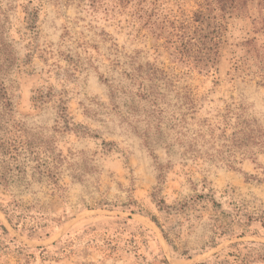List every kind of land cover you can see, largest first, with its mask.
Segmentation results:
<instances>
[{"label": "rangeland", "instance_id": "374dc122", "mask_svg": "<svg viewBox=\"0 0 264 264\" xmlns=\"http://www.w3.org/2000/svg\"><path fill=\"white\" fill-rule=\"evenodd\" d=\"M203 5L0 0V39L18 60L10 83L16 120L52 136L56 104L36 109L32 100L53 87L67 92L70 121L91 132L55 133L67 159L57 171L61 188L32 163L0 185V264H264V148L237 155L233 169L157 144L151 151L123 121L124 99L120 109L110 100V90L130 87V75L151 65L172 89L195 95L196 122L241 117L264 135V5L253 0L227 20L220 62L202 71L176 57L174 35ZM66 70L75 74L69 82ZM160 166L162 197L175 210L161 211L152 197Z\"/></svg>", "mask_w": 264, "mask_h": 264}, {"label": "trees", "instance_id": "16d2710c", "mask_svg": "<svg viewBox=\"0 0 264 264\" xmlns=\"http://www.w3.org/2000/svg\"><path fill=\"white\" fill-rule=\"evenodd\" d=\"M203 1V9L191 20L176 27L179 34L174 35L178 42L176 57L202 71L219 64L227 20L242 14L253 0ZM261 1L264 5V0ZM14 55L0 39V185L7 186L14 173H25V164L32 163L34 171L42 179L47 178L59 189L57 171L67 159L57 148L55 133L62 130L84 137L90 136L91 132L87 127L70 121L65 100L67 92L60 93L53 87L38 88L32 100L36 109L49 102L56 104L59 120L52 136L43 129L29 128L16 120L10 84L11 75L18 67ZM64 77L69 82L75 74L66 70ZM130 80V87L110 90V100L115 109H120L118 100L124 99L123 121L137 129L136 133L141 134L151 151L157 144L168 153H178L185 159L220 162L233 169L237 164V155L246 158L253 155V147L264 148V135L256 121L237 117L233 123L223 116L218 124L208 120L196 122L199 111L195 95L190 90L172 89L174 86L163 70L151 65L140 67L130 75ZM169 87L171 90L166 92ZM134 124H143L142 132ZM158 170L159 186L152 195L154 202L161 211L175 210L162 197V186L166 183L165 167L160 166ZM153 221L158 223L155 218Z\"/></svg>", "mask_w": 264, "mask_h": 264}]
</instances>
